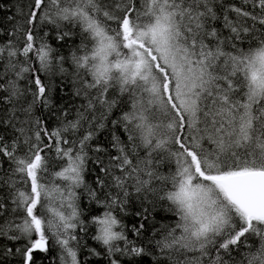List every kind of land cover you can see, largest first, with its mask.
<instances>
[{
	"label": "snow or ice",
	"instance_id": "6c2138e0",
	"mask_svg": "<svg viewBox=\"0 0 264 264\" xmlns=\"http://www.w3.org/2000/svg\"><path fill=\"white\" fill-rule=\"evenodd\" d=\"M0 12V264H264V0Z\"/></svg>",
	"mask_w": 264,
	"mask_h": 264
},
{
	"label": "trees",
	"instance_id": "16d2710c",
	"mask_svg": "<svg viewBox=\"0 0 264 264\" xmlns=\"http://www.w3.org/2000/svg\"><path fill=\"white\" fill-rule=\"evenodd\" d=\"M0 3H3V4H5V5H7V6H11V3H12V0H0ZM4 15H6V13H4V12H0V18H2ZM55 253H53V255H54Z\"/></svg>",
	"mask_w": 264,
	"mask_h": 264
}]
</instances>
